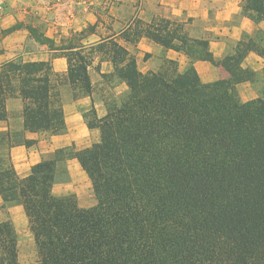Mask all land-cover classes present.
<instances>
[{
	"label": "trees",
	"instance_id": "1",
	"mask_svg": "<svg viewBox=\"0 0 264 264\" xmlns=\"http://www.w3.org/2000/svg\"><path fill=\"white\" fill-rule=\"evenodd\" d=\"M241 11L264 21V0H242ZM169 23L138 25L130 41L145 37L192 61L211 59L207 42L190 44ZM255 50L264 58V47ZM93 52H53L67 60L65 78L49 64L0 65V119L6 100L17 97L26 129L64 133L59 88L69 84L74 97L91 92ZM96 52L112 63L106 81L127 86L119 99L104 100L102 118L93 109L84 115L99 131L96 143L59 150L18 178L8 156L14 142L0 137L2 207H23L33 264H264V85L258 98L241 102L236 85L253 75L240 71L237 60L222 63L226 78L201 83L191 65L180 73L170 60L142 73L115 41ZM70 157L91 182L96 204L89 209L50 192ZM0 264H20L9 221L0 223Z\"/></svg>",
	"mask_w": 264,
	"mask_h": 264
},
{
	"label": "crops",
	"instance_id": "2",
	"mask_svg": "<svg viewBox=\"0 0 264 264\" xmlns=\"http://www.w3.org/2000/svg\"><path fill=\"white\" fill-rule=\"evenodd\" d=\"M242 0H113L112 6L98 13L93 8H83L76 13L46 19L42 30L28 19L25 13L10 11L0 17V65L18 62L25 66L50 65L55 76L65 78L67 60L54 56L64 49L94 50L87 74L91 92H81L76 97L69 84L59 88L65 131L62 134L32 132L25 128L20 98L5 102L6 117L0 119V137L14 142L8 156L18 178L27 177L31 169L55 153L66 148L81 151L99 140L97 128H89L84 115L94 110L97 118L106 113L104 100L119 99L127 90L125 83L114 80L109 83L113 66L109 59L96 52L103 42L115 41L136 59L140 72H156L163 61L177 64L183 73L190 65L201 83H212L226 78L228 72L222 66L227 60H237L242 72L253 75L252 81L236 85L241 102L259 97L258 82L264 79V58L255 49L264 47V21L255 22L241 11ZM169 21L168 29L176 28L188 42L197 45L207 42L210 60H191L185 53L164 48L141 37L130 41L138 25ZM181 25V28L178 26ZM173 44H179L173 38ZM8 144V143H6ZM62 172L56 175L50 192L53 197L73 196L79 209H89L96 204L91 182L75 157L64 159ZM9 221L17 237L18 250L33 248L34 239L28 228L21 205L2 207L0 199V223ZM19 253V252H18Z\"/></svg>",
	"mask_w": 264,
	"mask_h": 264
},
{
	"label": "rangeland",
	"instance_id": "3",
	"mask_svg": "<svg viewBox=\"0 0 264 264\" xmlns=\"http://www.w3.org/2000/svg\"><path fill=\"white\" fill-rule=\"evenodd\" d=\"M112 2L113 0H0V17L10 11L23 12L26 19L36 26V30H42L46 19L52 20L56 17L70 15L84 7L96 9L101 14L112 6ZM263 85L264 79L257 84L259 96L263 92ZM89 120L92 121L90 117ZM18 252L20 264H33L35 262V245L31 249L22 247Z\"/></svg>",
	"mask_w": 264,
	"mask_h": 264
}]
</instances>
